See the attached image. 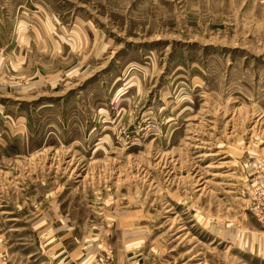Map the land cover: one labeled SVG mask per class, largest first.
Instances as JSON below:
<instances>
[{"label": "rangeland", "instance_id": "1", "mask_svg": "<svg viewBox=\"0 0 264 264\" xmlns=\"http://www.w3.org/2000/svg\"><path fill=\"white\" fill-rule=\"evenodd\" d=\"M0 264H264V0H0Z\"/></svg>", "mask_w": 264, "mask_h": 264}]
</instances>
